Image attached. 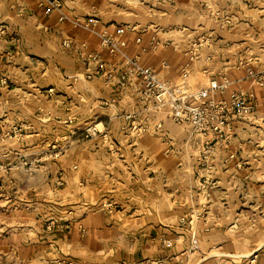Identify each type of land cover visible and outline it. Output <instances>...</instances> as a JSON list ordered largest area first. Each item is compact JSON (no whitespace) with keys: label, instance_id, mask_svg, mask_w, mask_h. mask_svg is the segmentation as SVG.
<instances>
[{"label":"crops","instance_id":"0c3cea01","mask_svg":"<svg viewBox=\"0 0 264 264\" xmlns=\"http://www.w3.org/2000/svg\"><path fill=\"white\" fill-rule=\"evenodd\" d=\"M60 1L70 18L124 39V53L177 94L227 75L231 88L255 93L256 109L202 157L204 138L146 108L142 76L125 78L131 65L95 32L39 0H0V212L14 220L4 234L0 221V241L13 226H44L54 204L67 226L37 229L27 248L48 243L69 264H264V252L241 248L257 234L264 193V86L248 76L249 67L264 74V0ZM14 128L20 136H4Z\"/></svg>","mask_w":264,"mask_h":264},{"label":"built area","instance_id":"2783aa9c","mask_svg":"<svg viewBox=\"0 0 264 264\" xmlns=\"http://www.w3.org/2000/svg\"><path fill=\"white\" fill-rule=\"evenodd\" d=\"M46 14L58 11L60 19H70L75 25L82 26L95 32L101 41V44L111 52H120L126 58V63L131 65L124 74L127 78L129 74H138L143 78V87L140 91L141 98L146 102V108L163 109L167 116L175 123L189 125L192 131L204 138V145L201 150L202 157L212 153L215 143H229L232 136L233 124L236 120L249 119L253 115L255 104V93L253 91L231 88L233 81L227 76L222 75L220 79H211L204 87L192 89L186 95L176 93L174 87L167 81L160 78L158 73L149 66H144L138 60L128 57L123 48L126 45L124 39H119L108 32L107 29H96V19L91 18L82 20L80 18H70L63 9L60 0H39ZM124 28L118 29V33H123ZM208 38L200 40L198 47L207 43ZM63 45L71 47V41L65 39ZM93 58H98L97 53L91 54ZM207 59H210L208 56ZM247 63L241 61L240 65ZM189 70L186 67L183 70V76L187 77ZM248 76L252 81L260 86H264L263 72L248 68ZM3 82L6 83L5 79ZM228 93L227 97H219ZM129 117V116H128ZM139 127H141L139 129ZM143 130L144 126H139ZM13 129V133L17 132ZM12 136V135H11ZM105 205H110L107 203ZM198 238L192 234L190 249L193 251L198 247ZM155 264H175L170 261L160 260Z\"/></svg>","mask_w":264,"mask_h":264},{"label":"rangeland","instance_id":"374dc122","mask_svg":"<svg viewBox=\"0 0 264 264\" xmlns=\"http://www.w3.org/2000/svg\"><path fill=\"white\" fill-rule=\"evenodd\" d=\"M13 130H9L5 132V137L11 138V137H15L14 135L20 136V131L17 130L16 133L12 132ZM12 135V136H11ZM264 138V136H263ZM261 144H259V146H256V152H258L259 154L264 155V139L263 141H260ZM57 152V147H50L49 149V153L51 154H55ZM8 164V162H2L0 163V169H4L6 167V165ZM11 179L9 178V182H6L7 186H11L12 183L10 182ZM55 185H58V179H53ZM262 184L264 185V180L262 182ZM10 189V188H8ZM5 192V190L3 191V193ZM10 192V190H9ZM6 196H2L1 198L3 200H7L8 199V194L5 193ZM258 202L260 207L258 208V211H252L253 212V216L256 215L258 216L257 218V234H252L251 237V241L250 240H246V241H242L241 244V248L245 249V251H243V253H246L247 257L249 256V254L255 253L253 252L254 250L258 249L256 251L257 252H264V244H263V240H264V193L261 194V192L259 193V197H258ZM54 205V204H53ZM53 205H51V210L49 217L47 216V218L49 220H45V225L44 226H40L39 228L36 227V225H24L21 226L20 224L18 226H13L12 229V236H11V241L10 240H2L0 241V264H69L66 263L64 261V259L59 256L57 254V251L55 252L54 248H49L47 249V245L48 243H42L40 244L39 248H35L32 250V248H27V246L29 244H31L30 242V238L33 237V233L37 234L39 233V231L37 229H42V228H46L47 231H52L53 229H55L57 226L59 227H65L66 224H68L67 222L64 221H57L54 220L55 218L54 216H59L58 214V210L56 208H58L55 204L56 207H54ZM263 207V208H262ZM227 210L226 209H220L218 211H214V214L217 215V217L221 214H223V216H228V214L226 213ZM51 216V217H50ZM10 212L8 210H4L2 212H0V221H3L2 224L4 223V225H2V229L1 232L4 234L6 232H9V228L10 226L7 223H10V221H14L12 218L10 219ZM13 217L15 219H17V221H21L22 218L25 217V213L24 212H15L13 211ZM23 220V219H22ZM248 220V218L246 219ZM244 220V221H246ZM254 222V219L252 218V224ZM67 226V225H66ZM242 230H246L249 231V226L245 227H241ZM253 229V227H252ZM245 232V231H244ZM9 234V233H8ZM249 235V234H247ZM255 236L257 237V242L254 241L255 240ZM29 241V242H28ZM36 244V242H35ZM45 245V248H43L41 245ZM43 249H45V251H42ZM53 251L54 254H50L48 252ZM243 259V258H242Z\"/></svg>","mask_w":264,"mask_h":264}]
</instances>
